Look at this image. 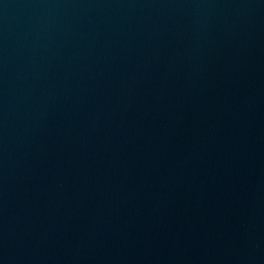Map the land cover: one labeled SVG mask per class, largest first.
Returning a JSON list of instances; mask_svg holds the SVG:
<instances>
[{
  "label": "water",
  "instance_id": "water-1",
  "mask_svg": "<svg viewBox=\"0 0 264 264\" xmlns=\"http://www.w3.org/2000/svg\"><path fill=\"white\" fill-rule=\"evenodd\" d=\"M0 264H264V0H0Z\"/></svg>",
  "mask_w": 264,
  "mask_h": 264
}]
</instances>
